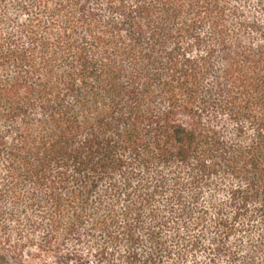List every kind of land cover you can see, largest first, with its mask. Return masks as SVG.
Here are the masks:
<instances>
[{
  "label": "trees",
  "instance_id": "1",
  "mask_svg": "<svg viewBox=\"0 0 264 264\" xmlns=\"http://www.w3.org/2000/svg\"><path fill=\"white\" fill-rule=\"evenodd\" d=\"M0 247L264 264V0H0Z\"/></svg>",
  "mask_w": 264,
  "mask_h": 264
},
{
  "label": "rangeland",
  "instance_id": "2",
  "mask_svg": "<svg viewBox=\"0 0 264 264\" xmlns=\"http://www.w3.org/2000/svg\"><path fill=\"white\" fill-rule=\"evenodd\" d=\"M0 264H43L25 253L23 257L14 256L10 252L0 247ZM46 264H53V259H49Z\"/></svg>",
  "mask_w": 264,
  "mask_h": 264
}]
</instances>
